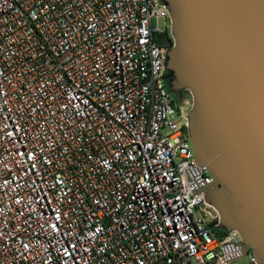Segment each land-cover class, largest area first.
<instances>
[{"label":"built area","instance_id":"2783aa9c","mask_svg":"<svg viewBox=\"0 0 264 264\" xmlns=\"http://www.w3.org/2000/svg\"><path fill=\"white\" fill-rule=\"evenodd\" d=\"M169 24L159 0H0V264L234 260L188 186L212 179L166 86Z\"/></svg>","mask_w":264,"mask_h":264},{"label":"water","instance_id":"95a60500","mask_svg":"<svg viewBox=\"0 0 264 264\" xmlns=\"http://www.w3.org/2000/svg\"><path fill=\"white\" fill-rule=\"evenodd\" d=\"M171 18L165 80L192 98L188 133L195 165L185 171L218 227L241 238L232 262L264 264V0H159ZM230 248V245H227ZM231 262V263H232Z\"/></svg>","mask_w":264,"mask_h":264},{"label":"rangeland","instance_id":"374dc122","mask_svg":"<svg viewBox=\"0 0 264 264\" xmlns=\"http://www.w3.org/2000/svg\"><path fill=\"white\" fill-rule=\"evenodd\" d=\"M160 27L164 28V23L163 21H160ZM168 33L171 35V24L168 25ZM183 99L184 98H191V95L189 93H186V95H182ZM192 99V98H191ZM210 211V210H209ZM199 214H202L200 211L198 212ZM219 231V229H218ZM230 264H250V255H247L245 258H242L240 260H237L235 262H232Z\"/></svg>","mask_w":264,"mask_h":264},{"label":"flooded vegetation","instance_id":"af4514ba","mask_svg":"<svg viewBox=\"0 0 264 264\" xmlns=\"http://www.w3.org/2000/svg\"><path fill=\"white\" fill-rule=\"evenodd\" d=\"M164 35H169L170 36V34L169 33H163L162 35H158V36H156V39L162 44V41H163V37H164ZM167 74H170L169 72L167 73ZM166 86H167V88H171V86H170V81L169 80H167L166 81ZM186 93H188L187 91H185V90H183V91H180V92H178V93H174L175 95H186ZM221 229H219V231H220ZM217 232H219L218 230H216Z\"/></svg>","mask_w":264,"mask_h":264},{"label":"trees","instance_id":"16d2710c","mask_svg":"<svg viewBox=\"0 0 264 264\" xmlns=\"http://www.w3.org/2000/svg\"><path fill=\"white\" fill-rule=\"evenodd\" d=\"M168 73V72H167ZM171 89V88H170ZM174 96H175V99H176V102H180L182 99H183V96L182 95H175L174 94ZM217 234L218 235H225L226 234V232L224 231V230H220L219 232H217Z\"/></svg>","mask_w":264,"mask_h":264}]
</instances>
